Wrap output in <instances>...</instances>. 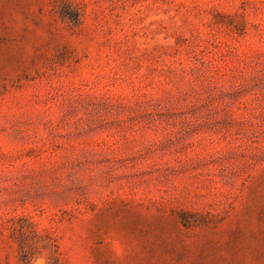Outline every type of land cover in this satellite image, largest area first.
<instances>
[{"label":"rangeland","instance_id":"rangeland-1","mask_svg":"<svg viewBox=\"0 0 264 264\" xmlns=\"http://www.w3.org/2000/svg\"><path fill=\"white\" fill-rule=\"evenodd\" d=\"M0 264H264V0H0Z\"/></svg>","mask_w":264,"mask_h":264}]
</instances>
